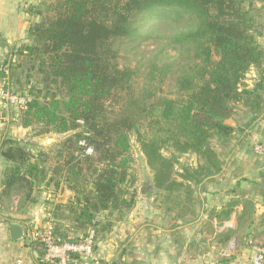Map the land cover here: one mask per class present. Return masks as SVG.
<instances>
[{"label":"trees","instance_id":"16d2710c","mask_svg":"<svg viewBox=\"0 0 264 264\" xmlns=\"http://www.w3.org/2000/svg\"><path fill=\"white\" fill-rule=\"evenodd\" d=\"M246 1L43 0L27 29L28 43L10 66L9 89L27 100L17 112L19 127L34 137L69 135L52 156H32L20 141L4 139L0 156L9 166L0 182L1 203L17 197L16 211L23 212L41 189L65 188L72 198L48 211L54 234L78 243L93 230L96 248L112 219L135 205L131 136L166 210L190 201L192 187L221 169L213 142H229L236 107L254 117L264 110V46ZM181 22L188 27L173 32L169 43L188 54L184 65L154 60L142 76L120 65V42L143 39L147 24ZM251 71L256 79L249 87ZM170 79L174 97L159 95ZM185 155L196 165L180 164ZM32 245L45 264L41 244Z\"/></svg>","mask_w":264,"mask_h":264},{"label":"crops","instance_id":"0c3cea01","mask_svg":"<svg viewBox=\"0 0 264 264\" xmlns=\"http://www.w3.org/2000/svg\"><path fill=\"white\" fill-rule=\"evenodd\" d=\"M42 1L0 0V89L9 88L10 66L17 60V50L28 43L27 29L36 22L34 11ZM251 73L250 87L256 79V73ZM17 112L0 98V150L4 139L21 141L28 131L19 127ZM229 125L234 129L229 142H213L220 171L207 174L193 186L190 201L167 211L159 191L154 194L158 201L153 210L151 194H139L142 191L138 188L133 209L122 218L112 219L111 229L96 242L105 262L251 264L255 249L264 244V153L258 155L253 150L255 144L264 149V110L254 117L238 106ZM0 162L6 164L1 156ZM72 196L65 188L41 189L37 202L23 212L0 217V264H40L38 248L32 245L34 236L46 222L48 211ZM11 200L17 207V197ZM2 204L7 205L5 201ZM228 205L232 207L225 215ZM97 220L103 223L104 216ZM11 224L22 227L21 239H11ZM68 236L80 237L72 232Z\"/></svg>","mask_w":264,"mask_h":264},{"label":"rangeland","instance_id":"374dc122","mask_svg":"<svg viewBox=\"0 0 264 264\" xmlns=\"http://www.w3.org/2000/svg\"><path fill=\"white\" fill-rule=\"evenodd\" d=\"M49 2V1H48ZM251 4L250 17L253 21L254 32L257 35V42L260 46H264V0H247L246 6ZM43 10V8H42ZM187 24L181 22L179 25H163L160 27H153L147 24L142 28L143 39L137 41H123L119 44L120 49V65L123 67L135 68L140 72L142 76L147 72L148 66L154 60L158 63H174L175 67L184 65L188 61V54L182 52L177 48H174L169 43V37L173 32H178L182 29L186 30ZM258 34H262L258 36ZM32 76V75H31ZM143 79L138 80L139 86L142 85ZM246 82L249 87L253 83L252 73L249 72L246 77ZM173 83L174 80L170 79L163 87L164 92L159 94L161 96H166L168 98H173ZM238 119V117H237ZM69 134L57 135V134H46L42 136L33 135V131H27L20 142L24 144L27 150L30 151L32 156H35L37 152H53L56 149V145L62 142ZM34 140V141H33ZM131 158L132 164L130 169L131 176L134 177V190L135 197H137L138 188L141 187V193L144 195L148 191V186H152V174L148 167L146 166L145 159L140 152L139 146L135 141V137L131 136ZM50 153V154H51ZM168 156L166 152L163 153ZM53 153L51 154V156ZM195 159L191 155L182 156L180 159V164L182 165H193ZM47 168H51L52 162H48ZM6 166V167H5ZM9 163L6 164L0 162V171L7 168ZM177 171L178 167L175 168ZM153 210L157 206L156 201L158 198L153 194ZM1 203L0 207V217L11 218L10 215L16 213V206L12 203L3 206ZM3 208V209H2ZM152 215V214H151Z\"/></svg>","mask_w":264,"mask_h":264},{"label":"built area","instance_id":"2783aa9c","mask_svg":"<svg viewBox=\"0 0 264 264\" xmlns=\"http://www.w3.org/2000/svg\"><path fill=\"white\" fill-rule=\"evenodd\" d=\"M0 98L16 111L27 101L11 93L9 88L0 89ZM253 150L258 155L264 153L263 147L259 144H255ZM87 153H90V150ZM34 241L39 242L44 249L43 262L45 264H111L105 262L98 254L93 230H89L78 243L62 241L54 234L53 221L50 216L34 236ZM251 264H264V244L255 249Z\"/></svg>","mask_w":264,"mask_h":264},{"label":"water","instance_id":"95a60500","mask_svg":"<svg viewBox=\"0 0 264 264\" xmlns=\"http://www.w3.org/2000/svg\"><path fill=\"white\" fill-rule=\"evenodd\" d=\"M158 192L159 190L154 189L153 186L151 185L148 186V193L156 194ZM139 194H141L140 190H139ZM9 231H10V236L12 240H18L23 237V229L18 224H11L9 227Z\"/></svg>","mask_w":264,"mask_h":264}]
</instances>
